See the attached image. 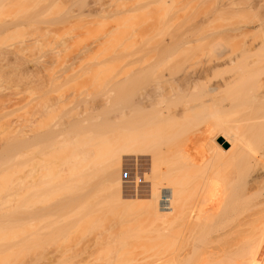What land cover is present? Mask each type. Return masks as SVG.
Listing matches in <instances>:
<instances>
[{
  "label": "rangeland",
  "instance_id": "obj_1",
  "mask_svg": "<svg viewBox=\"0 0 264 264\" xmlns=\"http://www.w3.org/2000/svg\"><path fill=\"white\" fill-rule=\"evenodd\" d=\"M147 1L148 2L150 1V2L147 3ZM174 1L175 0H165V1H162V3L160 1L161 4L158 1V4L157 3L154 4L155 2H157V0H155V2H152L151 0H0V155H1L0 168L3 169L0 171V215L3 214L2 213L4 212L3 209H9V208H12V209L14 208V210L12 211L16 212L20 210L24 211L25 208L28 207L30 209L35 210V212L36 211L41 212V211H48L53 208H59L63 206L62 208L63 213L59 212L57 215L51 214V215L40 216L38 218L37 217L29 218L23 223L16 222L9 226L6 225L4 228H0V264H56L55 253L66 251L70 246V243H71L70 241L72 237L69 238L68 236L65 235L66 234L65 233L64 235L67 238H69V240L68 239L66 240L65 239L66 237L64 236V238L62 237L63 239L60 240L61 242L56 241L55 240L56 239L55 238V228L60 227L59 222L61 221V219L58 220L60 217L63 218L64 216L63 218L64 223H65L64 220L68 218L66 217L69 214L68 208L71 209L70 207L71 203L69 200L73 199V197L72 198H69V197L71 195L73 196L74 193L78 194L73 186L70 189V186L73 184L72 183L73 181L71 180L73 179L75 175V173H73L75 172V169H74L75 167H73L74 165H72L70 161L75 163L76 160L75 161L73 160L76 154L75 151H77V148L75 146L73 147V144H72L73 142L71 144L74 149L71 147V145L69 146L68 144L70 143L69 141V142L60 143L56 147L52 146L51 147L52 149L51 148L46 149L45 151H43L42 150L43 148L40 146V148L36 147V148H31L26 151H23L25 152V154L22 156L21 155L15 156V153H14V154H11L10 157H7L5 150H6V147L8 146V143L12 142L11 139H15L19 137L20 136L19 134L22 133V132L21 133L17 132V134L15 135L16 131L19 130L20 132L22 131L21 129L25 130L24 128H27V130L25 131L29 132V130L32 129L30 133L31 135L33 133L35 135L37 133H42L45 130H48L49 128L51 129L52 127L54 128L58 127L62 123L66 124L71 119L74 120L76 118L77 120V117L79 116L81 117L78 118V120L83 119L85 117L91 118L92 120L90 122L93 121L92 122L93 124L97 123V126L99 127L101 125V124L100 125L98 124L99 122L107 123L108 122L107 120L111 122L116 121L117 117L120 119L121 110L119 109L124 108V106H125L124 108L125 110L123 109L122 112L125 111L127 118L130 114L133 117V114L134 115L136 114L134 113L136 109H137L136 112L139 114L138 115L136 114L135 116L142 117L144 115H140L141 114L140 111H142L140 109H143L145 111V109L147 108L146 105L144 104L146 103L145 102L146 98L149 97L150 99H152V102L156 101L155 104L158 105L157 101L159 102V100L157 99L161 98V96H166L168 94V96H166L165 98V100H167V103H168L170 99H171V102L173 101L172 98H169L170 94L174 92V96H176L177 93L179 92L178 93L179 96H176L178 97L176 98V101H178L177 99L179 98H182V101L186 99L185 102L183 101L185 106L182 104L180 107H177L176 109V107H174L176 104L175 105L173 104L174 106H173L172 111H175L176 113L179 114V118H180L179 122L176 121L175 119H169L168 121H166V123H164L165 121L161 122V120H164V119H161V120L157 119L158 120L157 123L155 122V124H157L156 126L155 124H153V126L151 125L146 128L140 127L139 129H136L138 131L137 132L138 135L136 131L133 132L132 135H130V136L134 135L133 138L136 136L139 139L140 137L139 141L140 143L142 142L141 144L143 145L141 144H138V145L143 146V147L145 146V147L144 148L142 147V149L141 147H136V148L137 149L140 148L141 150L144 149L145 151H147L146 156L145 157L140 156L139 159H138V156H137V159L136 157H124V162L128 160L126 162L127 165L125 163L124 165H126L125 169H127V172L125 173L127 175L129 174L128 176L131 178L129 180L127 179V181H129L130 183L129 186L134 185V182H135L134 177H136L137 175L139 178L138 185L140 187H148L150 185V183L153 181V177L155 176L154 171H156V168H159L162 165L160 169L162 167H163L162 169H164L165 162L167 161L166 155L169 156L168 154H171L172 152L176 151L178 147L180 146V144L183 145L185 143L184 146L187 147L190 153H192L194 156L199 155V157L201 156L203 157V159L206 158L205 160H207V158L211 156L212 154V152L206 146L207 144L206 142H208V140L206 141V138L208 136L211 139H215L214 145L221 146L224 149H230V145L227 143L228 148H226V142H224L223 136L226 137L228 134L234 132L235 130L237 131L240 129V132L242 130L244 135L248 139L253 137L252 135L254 134L253 133L254 131L251 132V128H250L251 127L250 125L252 124V122H249L247 124H245L244 122L245 116L249 114V112L251 111L248 106H245L244 101L239 102V100L237 101L236 99H233L232 101V99H228L226 97H222L221 95H219L214 100V102L211 103L210 101L213 100L212 95L214 94H211V95L205 94V93H208L205 90L211 89L210 87H215L217 84L220 85L219 82H221L222 84L223 83L222 81H225L226 79L233 80L235 77L237 78L240 77L235 74V73H238L237 70H235L234 72L233 69L231 71H228L229 69L227 70L225 68H224L225 70H222L221 72L218 71L215 76L209 75L210 77H208L205 73L203 72L201 73V71H203L201 68L202 64L205 62L209 63L210 61L209 58H213L216 55L218 56L216 49H213L214 51L212 50L213 53L209 51L210 54L212 55L208 56L207 53L209 52H207V50H209L210 48L207 49V47H209L207 43H202V45H198L197 43V42H200L201 44V41L205 42L204 40L212 38L213 36L209 38L211 33H208V34L206 32L203 33L205 36L207 35L206 38L205 36H203L205 39L201 37V35L200 36L198 35L199 39H202L199 41H197L198 38H196V40L194 39L195 37H197V34H195L196 35L195 37H193L194 36L193 35L192 36L193 38L191 37V35H189L188 37L189 42H191V44L193 45V39H194V44L197 43V45L191 46L190 54H188L190 50L188 51V53L186 51L188 49V48L186 49V47L188 46H186L185 48L181 50L178 49L180 50V52H178V50H174L177 52H174L175 54L173 53V55H175L173 59L171 58V56L169 55L170 53H169L168 55L170 56L171 60L170 59L168 60V57L167 58L165 57L168 61L163 60L166 62H163V61H162L163 63L160 62L162 64H159V63L157 64L158 61H156L155 66L153 67L154 64L152 65L153 68H151V71L152 73H154V76H152V74H148L149 76L146 75L147 77L145 78L144 77L139 78V75L141 73L140 74L138 73L139 74L138 76H133L134 72L137 75V69L131 70L132 68L134 69V67L132 66L131 68L130 66L131 69L129 68V72H130V75L132 74L131 79L132 81L135 82L134 83L135 87L133 86L134 87L133 89L132 85L130 84L131 85L130 89L132 88L133 91H131L130 93L128 92L129 96L124 104L118 101L120 99L119 97H117L118 93L117 94L115 93L117 92L115 91V87L118 86L120 78L123 77V75L122 76L120 75L122 74V70H123L122 68L123 59L122 58L126 56L127 53H129L130 55L131 54L133 55L132 52L136 47L132 48V45H134V43L136 44L135 41L138 40L137 43L139 44L141 42V41L139 42L140 39L142 40L143 39L144 40L145 39H149V40L157 39L159 41L160 40L165 41L170 37L168 39L170 40L172 38L171 36L172 35L174 36V32L175 34L176 32H178L179 34L180 32L179 28L183 29L184 25L186 26L190 25L188 23L189 19L190 21L191 20L193 21L192 24L193 23H195L196 25H198V23L201 24L203 21H207L209 19L208 17H211L212 15L214 16L212 12L215 11L214 9L219 6V5L215 6L214 3L216 1L213 3L212 2L213 0H210V1L205 0L206 4H204L203 2L202 3L203 5L201 4L203 0H201L199 5L196 4L197 3L196 1L198 0L196 1L194 0L195 2L193 3L191 1V3L195 5L193 6V9H191L192 15L190 17L192 18H190L188 17L190 15L188 7L190 6L189 8H191V5L189 3L187 7L188 0H176L175 3ZM258 2L261 4V6L259 5L260 7L257 5ZM255 3H254L255 6L252 3L253 8L255 7V9L253 10H256L257 9L256 7L258 6V8L262 12L256 11V13H258L259 16L258 15L256 16V14H254V16L257 18L260 16L263 17L264 16V0L262 1V3L259 0L257 2L255 0ZM147 4H150V5H147ZM185 6L187 9L185 8ZM102 9H107L106 13L108 15L106 13L103 14L104 11L102 12ZM74 11H75L74 14L77 13L76 14L77 16L76 15L72 16L71 14L72 18L69 17L70 13ZM100 12L102 13V15ZM187 17H188V20H187ZM205 17L208 19L203 20ZM262 17H260V19H262ZM216 19H219V21L223 19V21L221 22V25L222 23H224V17L221 18V20L220 18H216ZM227 19L229 20V18ZM239 19L242 20V18L238 17V20ZM244 19L250 22H253V21L257 22L258 20L257 23H259V19L256 20V18L253 19V17H252L253 20L252 19L249 20L248 17H244ZM238 20L233 19L232 21H235L237 23ZM215 21L216 20H214V22ZM226 21L227 20H225V23ZM214 22H212L210 25L215 24ZM14 23H21V24L18 25L17 27H9L8 29L4 30V27L10 24H14ZM219 23L216 24L218 31L219 30L224 31L223 28L227 29V27L228 28L232 27L230 25L227 26L226 24H224L221 27ZM228 23L230 24L231 22L227 21V24ZM234 23H232V25ZM255 25H258V24L256 23L251 24V26H255ZM213 27H215V25H213L211 28ZM186 28L187 27H185V29ZM207 29H208V26H207ZM214 30L212 29L209 31L212 32ZM178 34H176L175 36L177 37ZM182 34L183 33L180 32V35L178 37L180 38ZM223 38L222 39L224 41L228 39V38L225 39L224 36ZM144 40L142 42H144ZM238 41L232 40V42L230 41V43L227 42L228 44L225 41L223 43L225 45H220V46H224V48L222 47L221 49L222 54L219 51L220 47L218 48L219 49L218 53L222 55V58L225 57V59H222L221 55L215 58L216 59L220 58L221 60L226 61V57H228V58H231L232 60V58L234 57H239V56L241 57V55H244L246 53L244 50L253 51V49L257 45L261 44L262 41L264 42V33L262 32L261 33L254 32V34L251 33L249 36L245 38L244 40L245 43H241L243 42V39L238 40ZM210 42L211 40H209V43ZM139 46L140 45H138L137 47ZM245 47H250L252 50L248 48L246 49ZM182 50H184L185 52ZM5 52H6V55H5L6 57L3 56ZM183 52L185 54H188L186 55L187 61L188 59H190L192 55L193 56L191 59H193V57L195 56L194 54H196V56L198 55L197 58H195L196 56L194 57L195 60H192V62L194 61V63H196L195 61L197 60L199 62L198 68L195 67L197 71L193 67L194 63L193 65L190 63L191 59H190V62L188 61V64L190 63L189 65H191L192 69L188 68L189 66L187 67V69H185V67L187 66V64H185L186 62H183L184 64L180 62L182 61V59L185 58L184 57L185 55L183 54ZM205 52L207 53L205 54ZM134 53H137V52H134ZM215 53L216 55H213ZM155 54L154 55L153 53L151 54L154 56L153 58L157 56ZM160 58L163 59V57H160ZM215 58L214 60H216ZM157 59L158 58H155V60ZM212 61L213 59L210 61V63ZM153 63H155V61H153ZM205 64H203V66H205ZM181 65H184V66H181ZM209 65L210 64L206 66L208 67ZM196 66H197V63H196ZM263 66L262 68L261 67L256 68V72L258 73V75L261 74L260 77H257V75L255 76L257 78H260L258 79L259 81L258 86L260 84L261 87L260 88L258 87V88L261 91V93L264 95V70H263L264 67ZM149 67H151V65ZM200 68L201 70L200 72H198ZM148 69L147 71H150V68ZM193 69L196 71L194 72L197 73L196 75L194 74V77L192 76L194 73L192 71ZM254 70H255L254 68L253 70L252 69L250 70L251 71L250 74L252 77H253L252 72L254 74ZM191 72H192V75L190 74ZM243 72L244 71L240 72V74L241 76L244 77L245 74L242 75ZM143 73L144 72H142V74ZM164 74L168 77L171 76L172 74L171 77L175 78V79L173 78L174 84H172V86H170L171 83H169L168 85H164V87L165 86L166 87L162 88L160 91L158 88H156V86H158L157 82H160V77L162 76L165 77ZM199 74L200 75L202 74L201 77L199 76ZM150 75L152 77H156L159 80L157 82L154 81L156 78L152 80V77ZM197 75L199 76V78L197 77ZM135 77L138 78L137 80L139 81L136 82ZM249 77L248 78L246 77L247 79L242 78V80H245V79L249 80ZM133 78H135V80H133ZM254 79L256 78L254 77ZM153 81L155 84L157 83L156 86L154 85ZM187 86L189 87L190 90L188 89ZM190 86L193 87V90L195 88V91H193L192 87L190 88ZM168 87L169 89L167 90L166 88ZM184 87L185 88L187 87L186 89H184L186 91L182 89ZM204 87L208 89L206 88L204 89ZM155 88L158 90H156ZM111 90L113 91V93L110 98V101H114V102L107 103L105 99V96H106L105 93H108ZM182 90L186 93L188 92L189 96L186 94H184L185 95L184 96L182 94L184 93ZM169 92L171 93L169 94ZM174 96L171 95V97H174ZM186 96L189 97V98L187 97L188 100ZM168 98H169V101H168ZM173 99H175V97ZM208 99L209 100L211 99V100L208 101ZM95 101L97 104L95 103ZM139 101L140 102L144 101V103H141V105L144 104L145 106H140ZM186 101H188V103ZM205 101L210 102V104L209 103L205 104ZM104 102H105L106 107H103L105 106ZM85 103H90L91 106L95 104L93 105L95 107L92 108L93 106L92 107L88 106V104H85ZM101 103H103V105ZM114 103H116L117 105H115ZM248 103L250 102L248 101L247 104ZM98 104L99 106H102V107L100 108L99 106H97ZM127 104H132V105L127 106ZM178 105H180V103ZM133 106L135 108H133ZM85 107L88 109H85ZM107 107H109L108 110L110 109L109 111H107L109 114H107V112L106 114L102 112L104 109L106 111ZM98 108L100 111L101 110L102 111L99 112ZM92 109L94 113H91L93 112L91 111ZM94 109H96L97 112L100 113L99 115H102V116L104 115L103 117L106 116L105 118L107 120H104L105 118H103L102 116H99L98 114H95L96 110ZM87 110H89L88 113L90 112V114L87 113ZM130 110L134 112L132 113ZM75 111L79 113V115ZM111 111H113V113H111ZM127 111L130 112L129 115ZM152 112H155V110H153ZM82 113H83V116L80 115ZM148 113H150V111ZM84 114H86V116ZM93 114L98 118L102 117L101 120L99 119L100 120L99 121L96 118L97 121L99 122H94L95 116L93 118L90 117V116H93ZM143 114L145 113L143 112ZM72 115L73 116L77 115V116L74 118H71ZM126 117H124V119H126ZM132 117H130L129 119H131ZM151 118H148L147 122L149 121V123L151 122L154 123L155 119L152 118V120L150 121ZM111 119H115V120H111ZM143 119H144V122H146L145 119H147V116L146 118L143 117ZM159 121L162 124L158 123ZM107 124H109V122ZM191 124H197L199 126L198 129L196 127H193ZM189 125L190 127L188 128L187 126ZM197 125H194V126H197ZM245 125H247L246 128L248 129L245 128ZM191 128L194 129V130L192 129L193 132L192 130H190ZM110 134H111V137L113 136L114 140L109 136ZM115 134L109 133L108 137L112 140L111 141L112 143L115 144L118 142V140H119L118 143H120V141L123 139L121 137L122 134L119 135L120 134L119 132H117V135ZM147 135L150 137L147 138ZM74 136L76 137L80 136V138L78 139H81V135H74ZM84 136L82 135L81 142L86 137ZM125 136L126 138L129 137L128 135H125ZM88 138L86 137L85 139L87 140ZM110 139H108L109 142H110ZM71 140L74 141L73 139ZM86 140L83 142L87 143L88 141ZM144 141L146 145L144 144ZM102 144L100 142L102 149L101 148L99 149V156L101 157V154H102V157L104 158L108 147L107 145L105 146L103 144L104 145L103 146ZM119 145L120 144H118L117 146L119 147ZM113 146L117 148V146L112 145V147ZM103 147L105 148L103 149ZM155 149L157 152L156 155L160 158V159L158 158L157 160L159 162L157 161L156 162L158 164L161 162L162 164H160L159 166L158 164H156L157 167L155 166L154 168L152 166L153 163L151 162L152 161L151 159H153L154 156L156 157V155H154ZM72 151L75 154L72 153ZM151 151H153L152 152L153 154L150 155L149 152ZM102 152L105 153L104 156ZM72 155L74 157H72ZM204 155L207 157L204 158ZM100 160L99 162L101 164H98L99 163L98 161H96L98 163L96 162H93V163L96 164V167L98 168L101 165L104 168V162H101L102 160L101 161ZM230 160L232 159L230 158L227 160L225 159V161L224 159L223 161L217 160L218 161L217 163H215L216 162L215 160L213 161L214 163H212V167L214 166L213 172L215 171V173H213L215 175L212 176V178L215 177L213 178L215 179L214 182H216L218 185H221L219 187H221L220 190L222 192L226 193L225 197L227 198L231 196L233 198V196H236L235 194L238 193L237 195L240 198L242 195L239 193L250 191V189L252 190V188L254 187L253 189H255L254 192L256 194L255 197H257V199L255 198L257 201L255 200V202L263 201L264 200V181L257 183V177L262 167L257 166V167L250 168L249 165L248 166L246 165L247 164L246 162L244 166L243 163H242L243 165L241 163L240 165L238 163L236 164L235 161H234L235 163L233 161L232 163ZM83 163L85 167L84 174L85 173L88 174V172H90L89 175L91 174V176L88 175V178L86 177L87 175L85 176L86 178L83 177L82 178L83 181H81V183L83 184L81 185L82 188L83 186L87 187V189L85 188L87 192L90 186H93V188H95L97 187L96 186L97 184H99L98 186L102 184L100 182L101 181L103 182V180H100L99 182V178L102 179L103 176L105 177V174H104L105 172L100 170L101 168L100 167L99 168L100 172L99 171L97 172L99 175L97 173L95 174L93 173L94 175L92 176L91 171L93 172V169H94L96 172L97 170L96 168H94V164L93 165L89 164L88 166L89 162L85 163L84 161ZM69 165L72 166V168ZM83 165L81 164L82 167L80 168L83 169ZM83 171H80V172H83ZM152 173H153V176H152ZM84 178L87 183L84 182L85 181ZM95 179L98 180V182ZM132 179H134V181ZM92 180L97 183H93ZM47 186H53V189L45 193H40L41 190L43 188H46ZM102 187L104 186L101 185V187L99 188V191H101L100 194H97L99 193V191H96V189H98L97 187L95 188V191L97 193L93 191L94 193H96L95 196H92V198H90L89 196L84 198V199L90 198L91 201L90 200L87 201L88 204L92 203V201L93 203H95L97 200H99V202L104 201L102 200V198L104 197V194H105L104 190L106 191L107 188L103 190ZM93 192L92 194H94ZM102 192H104V194H102ZM108 192L109 191L107 190V195L105 194V197L103 199H106V197H109L110 200L107 202L108 200L107 199L103 203L101 202V204H103L102 207L99 202L98 203L96 202L95 204L92 203L93 206L95 205L97 206V204H99L100 207L98 208L101 209L104 207V210H106L105 209L106 206H109L107 207V211H108L106 212L107 215L105 214V211L102 212L103 209H101V211H99L100 212L99 215L101 216L98 215L99 221H94L96 222V224L94 225V223H92V226H90V228H89L90 224H88L87 227L85 226L86 228H88L86 230L82 228L83 232L81 231L80 234L82 233L83 235H81L80 237L90 235L88 233H91V232H92L91 234L93 235L95 232L97 233V235L99 234L106 235L108 234L107 230L110 228V225H113V223L117 221L115 219H118L120 217L118 216V214L120 213L121 210L116 212L117 211L116 206L119 210L118 205H116L118 204V202L115 201L116 199L108 196L110 195V193ZM112 199L114 202L112 201ZM258 199L260 201H258ZM68 203L69 205H67ZM109 209L112 211H110ZM115 214L118 217H116ZM70 215L71 214H69L68 216ZM108 216L111 218L108 219ZM112 217H115V218H112ZM69 219L70 218H68L67 220L68 222H69ZM57 220L59 221L58 222L59 224L56 222ZM63 222L61 221L62 226H63ZM101 222L102 224H100ZM140 222L138 225H140ZM136 225H134L131 228L128 227L126 229L121 230L119 232L120 238L122 239L124 238V240L128 241L127 237L135 234V232H133V229L137 228ZM91 228H95V229H91ZM97 228H98V231H97ZM65 229L61 232L62 236H63L62 233L66 231ZM74 240L72 238V243H71L72 247L74 246L72 244L75 243ZM152 240L150 241L147 240L145 242L146 244H148L147 242H151ZM156 240H157L156 242L152 241L153 243L151 242L147 246H145L146 244L143 245L144 243L141 244L143 245V247L145 246L144 248L140 246V243L139 245H137V243L136 244L134 243L137 246H133V243L132 244L125 243L124 245H119L118 251L122 250L119 252L120 254L118 253L116 254L113 250H112L113 252L110 253V255L115 253L113 255L115 257V260H114L115 263L113 261L112 263L119 264L120 262V264H149L151 262H154L156 259H157L156 261L160 260V258L164 256L163 254H167L165 253L166 252L165 250L167 249V247H166V244L163 243L164 239H162V241L160 242L158 241V239ZM142 251L143 252L145 251L146 253L145 252L143 253ZM160 251H163V253H161ZM108 253H109L108 250H106L102 252V255L107 254L108 256L109 255ZM146 254L149 256H147ZM100 255L101 254H99V256ZM105 255L102 256L101 260H104V257L106 260L109 258V256L107 258ZM116 255L118 256L116 257ZM142 257L145 259V261H142L143 260ZM119 258L120 260L116 261V259L118 260ZM124 260H127V261H124ZM101 262L99 264H101ZM104 262L106 263L105 260Z\"/></svg>",
  "mask_w": 264,
  "mask_h": 264
},
{
  "label": "bare ground",
  "instance_id": "obj_2",
  "mask_svg": "<svg viewBox=\"0 0 264 264\" xmlns=\"http://www.w3.org/2000/svg\"><path fill=\"white\" fill-rule=\"evenodd\" d=\"M151 1L155 2V0L154 1L151 0ZM158 1H159V3L161 1V3H162V1H165V0H157V2H155L154 4H156V3L158 4ZM175 1H174V3H175ZM191 1L193 3L196 0L195 1L194 0H188V2H187V7H188L189 3L191 5V8H189L190 6L188 7V10L190 12V15L188 17H190L192 15L191 9H193V6L195 5V4H192ZM257 1L258 0H256V2ZM259 1L262 3L263 0L262 1L259 0ZM149 2L147 1V3H149ZM196 2H197L196 4L199 5L201 0L200 1L198 0ZM203 2H204V4H206L205 0H203L201 2V4ZM212 2L213 3L215 2L214 3L215 6L219 5L217 8L214 9L215 11L212 12L214 14V16L213 15H212L213 17L211 15H210L211 17L207 16L209 19L205 17L203 20H207V19L208 20L203 21L201 24L198 23V25H196L195 23H193L194 24L193 25L192 24L193 21L192 20L190 21V19L188 20V17H187L188 23L190 25L189 26L184 25V28L182 26L183 29L179 28V31L181 33H183L180 38L178 37L180 35V32H179V34H178V32H176V34H178V36H177L178 38L175 36L176 34L174 32V36L173 35L171 36L173 39L171 38L170 40H168L170 38L169 37L167 39L168 41L167 40H165V41L160 40L159 41L157 39H154V40L153 39H150V40L149 39H145V40L143 39L144 42H142L143 40L140 39L139 42L140 41L141 42L139 44L137 43L138 40L135 41L136 44L133 42L135 46L132 45V48L136 47L132 52L133 55L131 54L132 55L131 56L129 53H127L126 56H124V57L121 56V57H123L122 58L123 59L122 60V66L123 67L121 66L123 68V70H122V74H120V75L121 76L123 75V77H121L122 79L120 78L121 81L119 80L118 86L116 85L118 88L115 87V91H117L115 93L116 94L118 93L117 97H119V99H120L118 101H120L121 103L124 104L125 101L127 100L128 96H129L128 92L130 93L131 91H133V89L135 87L134 86L135 82L132 81V79H131L132 74L130 75V72H129L130 66H131V68H132V66L134 67V69L130 68L131 70L137 69V75L134 72L133 76H138L140 73L141 74L139 75V78H142V77L145 78V77H147L146 75H148V74H152V76H154V73H152L151 68H153L155 66L156 61H158L157 64L158 63L162 64L163 62H166L163 60H167L166 59L167 57H168V60L170 59V56L173 59V57L175 56V55H173V53L177 52L174 50H178V49L181 50V49L185 48L186 46H188V47H186V49L187 48L188 49L187 50L184 49V50H186L187 53L190 50L188 53V54H190L191 46H193V45L195 46V45H197V43H198V45H202V43H207V45L209 46V47H207V49L210 48L209 50H207V52L211 51L213 53V51H214L213 49H216L217 54L219 56L222 54V51H221L222 47L224 48V46H220V45H225V44H223L225 41H226V43L227 42L230 43V41L232 42V40L238 41V40L243 39V42H241V43H245V41H244L245 38L247 36H249L251 33L252 34H254V32L255 33H257V32L264 33L263 32L264 31V19H263L264 16L263 17L260 16V17H262L263 21H262V19H260V17L257 18L254 16V14H256V16L258 15V13H256V11H261L258 8L259 5L261 6V4L259 2L257 3L258 6L256 7L259 10H257V9L253 10V9H255V7L253 8L252 3L254 4L255 0H253V2H252V0H213ZM255 4H254V6H255ZM147 5H150V4H147ZM185 8H186V6H185ZM252 10L255 12H253ZM103 11H104L103 14H105L107 12V9H102V12ZM261 12H259V13H261ZM74 13H75V11L70 13L69 17L72 18V16L77 14V13L76 14H74ZM248 13H250V14H248ZM71 14H72V16H71ZM101 15H102V13H101ZM245 15H247V16H245ZM223 17H224V23H222V25H221V22L223 21V19L221 20V18H223ZM238 17L242 18V20H244V21H242L241 19L238 20ZM244 17H248L249 20L252 19V17H253V19L256 18V20L259 19V23H257L258 20H257V22L256 21L250 22V21L244 19ZM190 18H192V17H190ZM216 18H220L221 21H219V19H216ZM227 18H229V20ZM233 19H235V20L237 19L239 24H238V22L236 23L235 21H232ZM214 20H216V21L214 22ZM225 20H227L228 22H231V23L227 24V21L225 23ZM212 22H214L215 24L210 25ZM217 23H219L221 25V27L224 24H226L227 26L230 25L232 27L231 28L227 27V29L223 28L224 31H222V30L218 31L217 27H216ZM232 23H234V24L232 25ZM252 23H254V24L256 23L258 25L251 26ZM20 24L21 23H14V24L7 25L6 27H4V30L8 29L9 27H17ZM213 25H215L216 28L215 27L211 28ZM207 26H208V29H207ZM185 27H187V28L185 29ZM184 29H185V31H184ZM212 29L213 30L215 29V30L212 32L209 31ZM205 32L207 34L211 33L209 38L212 36L213 37L210 39L204 40L205 42L201 41V44H200V42H197L199 40H202V39H199V36L200 35H201V37L205 36L203 34ZM195 34H197V37H195L196 36ZM189 35H191V37L194 35L193 37H195L194 38L195 40H196V38H198L196 41L197 43L194 44V39H193V45H192L191 42H189V40H188ZM223 36L225 37V39L226 38H228V39H226L224 41ZM174 37H175V39H174ZM206 37H207V35L205 36V38ZM214 37H216V38H214ZM209 40H211L210 43H209ZM138 45H140V46L137 47ZM193 48H195V47H193ZM245 48L252 50L250 47H245ZM180 50H178V52H180ZM184 50H182V51H184ZM218 50L220 51L221 54L218 53L219 52ZM244 51L246 53L244 55H241V57L240 56L234 57V58H232V60H231V58L226 57V61L221 60L220 58L216 59L218 56L216 55V53L213 54L216 56H214L213 58H209L210 61L213 59V61L211 62L212 64L210 63V61H209V63L205 62L206 64L203 63V64H205V66H203V64H202L201 68L203 71H201V73L203 72L208 77H210L209 75L215 76L218 71L221 72L222 70H225V69H227V70L229 69L228 71H231L233 69L234 72H235V70L238 71L239 74L238 73H235V74L240 76L239 77L240 79L237 77H235V78L233 77L234 78L233 80L232 79H229V80L226 79L227 81L226 80L222 81L223 82L222 84H221V82H219L220 85L217 84L215 87L209 86L211 89L206 88L208 86L207 85L206 87H204V89L205 88L208 89V90H205L208 93H205V94L206 95L207 94L208 95L214 94V95H212L213 96L212 101H210L211 99L210 100L208 99V101H210L211 103H213L214 100L219 95H221L222 97H226L228 99H232V101H233V99H236L237 101L239 100V102L244 101L245 106H248L251 110L249 112V114H247L245 116L244 122H245V124L252 122V124L250 125L251 126L250 128H251V132L254 131L253 132L254 134L252 135L254 138L252 137V138L248 139V138H246V136L244 135L242 130H241V132L243 134L240 132V129L237 131L235 130L234 132L228 134L226 137L223 136L224 142H226V144L228 143L230 145V149H224L221 146L214 145L215 139H211L206 132V134L208 136L207 138L205 137L206 141L208 140V142H206L207 143L206 146L212 152L211 156H209L210 158L208 157L210 159V161L208 158H207V160H205L206 159L205 157H207V156H205L206 154L204 155L205 159H203V157H201V156L199 157V155L194 156L192 153H190L188 151L187 147L184 146L185 143L184 144L182 143L183 145L180 144V146L178 147V149L176 151L172 152L171 154H168L169 156L166 155V157H167L166 162L167 163L165 162V166H164L165 168L162 169L163 168L162 167L160 169V167L162 165L159 168H156L157 172L154 171L155 176L153 177V181L151 180L152 182L150 183V185L148 187H140L138 185V183H139L138 179L139 178L136 174H135L136 177H134L135 182H134L133 186H129L130 183H129V181H127V179L129 180L131 178L128 176L129 174L127 175L125 173V172H127V169H125V166L127 165L126 162L128 160L126 162H124V157H136V159H137V156H138V159H139L140 156L145 157L147 154L146 153L147 151H145L144 149L141 150L143 146L138 145V144L142 143V142L140 143V141H139L140 137L138 139L136 136L133 138L134 135L133 136H130V135H132L133 132H135V131L137 133L138 131L136 129H139L140 127L146 128V127H149L151 125L153 126V124H155V122L157 123V121H158L157 119H160V120L164 119V120H161V122L165 121L164 123H166V121H168L169 119H175L176 121L179 122L180 121L179 114L176 113L175 111H172L173 106L175 104L176 105L174 107H176V109H177V107H180L182 104L184 105L183 101L185 102V100H186L185 99L182 101V98H179V99H177L178 101H176V98H178L176 96H179L178 95L179 92L177 93L176 96H174V92L172 94H170L171 92H169V94H170L169 98H172L174 103H173V101L171 102V99L169 101V98H168L169 102L167 103V100H165L166 96H168L167 93H165V94H167L166 96L160 95L161 98L157 99V100H159V102L157 101L158 105L155 104L156 101L152 102V99H150L149 97L146 98V100H145L146 103H144V101L143 102L139 101L140 106L146 105L147 108L146 107H145L146 109L144 108L145 111L146 110L148 112L150 111V113H148L147 111L145 112L143 109H140V110H142V111L139 110L141 113L140 115H144L142 117L141 116L140 117L135 116L136 114L137 115L139 114L136 112L137 111V109H136L135 112L133 111L134 113H136L135 115L133 114V117L131 116L130 112L127 111L128 115L130 114L129 116L132 117L131 119H129L130 117L129 116H128V118L126 117L127 115H126L125 111L122 112V110L125 108V106H124V108H121V109H119L120 108L119 107L118 109L121 110V115H120V119L118 117L116 119L117 122L119 120L118 123L116 121L111 122V121L107 120L105 118L106 116L103 117L104 115L103 116L99 115L100 113H98L97 110L94 109V110H96L95 114H98L99 116H102L103 118H105L104 120H107L109 122V124H107L108 123L107 121H106L107 123L99 122L102 117L98 118L94 114H93V116H90V117L93 118L95 116L94 122H99L98 124L99 125L101 124L99 127L97 126V123L93 124L92 123L93 121L90 122L92 120L91 118L85 117L83 119L78 120V118L81 117V116H79V117H77V120L75 118L74 119L75 121H74L71 118H74L77 115L76 116L72 115L70 118L71 120L68 119L69 120L68 122L71 121L70 123H68V122L66 124L62 123L58 127H55V128L52 127L51 129L49 128L48 130H45L42 133H37L35 135L33 133L31 135V133H30L32 130L31 128H29V129H31V130H29V132L25 131V130H27V128H24L25 130L21 129L22 131H20V132H19V130L15 132V135L17 134V132L18 133L22 132V133L19 134L20 135L19 137L15 138V139H11L12 142L8 143V146L6 147V150H5L7 157H10L11 154H14V153H15V156H17V155L22 156L25 154V152H23V151H26V150L31 149V148H36V147L40 148V146L43 148L42 150L45 151L46 149H50L52 146L56 147L60 143L69 142V141H70V143H68L69 146L71 145V147H72V144H73V147L75 146L77 148V151H75L76 154L72 151V153L75 154V157L73 156L74 154L72 155V157H74L73 161L76 160L75 163L70 161L71 164L74 165L73 167H75L74 168L75 172H73V173H75V175H74L73 179L71 180V181H73L72 182L73 184L70 186V189L73 186L78 194L74 193L73 196L71 195L69 197V198L73 197L72 200L71 199L69 200L71 203L70 204L71 209L68 208L69 209L68 212L71 215L68 216L69 214L67 213L68 215L66 216V217L70 218L69 222L67 221L68 218L67 219L65 218L66 220H64L65 221V223H64L63 222L64 216H63V218L60 217L58 220L61 219L64 227L62 226L61 221L59 222L57 220L56 222L60 223V224L58 223L60 227L55 228V238H56L55 240L56 241L61 242L60 240L63 239L64 236L66 235L69 238L72 237L73 240L75 238V240H74L75 243L72 244V245H74L72 247L71 246L72 238H71V241H70L71 243L69 246V248H71V249L68 248L66 251H63L60 253H55L56 264H66V263L67 264L68 263H70V264H99L101 261H103V262H101V264H111L112 261L114 262V260H115V257L113 255L115 253L120 254L119 252L122 251V250L118 251L119 245H124L125 243H131V244L133 243V246H137L140 243V246L143 247V245L146 244L145 241H147V240L150 241L152 239H153L152 240L153 242H156L157 241L156 239H158L159 242L162 241V239H164L163 243L166 244L167 249L165 250L166 251L165 253H167V254H163L164 256L165 255L166 256L161 257L162 259L160 258V260H158V261H156L157 260L156 259L154 262H151L149 264H264V200L261 202H255L257 197H255L256 194L254 192L255 189H253L254 187L252 188V190L250 189V191H247V192L245 191V192L239 193L242 195L240 198L237 195L238 193L235 194L236 196H233V198L231 196L226 198L225 197L226 193H224L220 190L221 187H219V186H221V185H218L216 182H214L215 179H213V178H215V177L212 178V176L215 175V174H213V173H215V171L213 172L214 166L212 167V163H214L213 161L216 160L215 163H217L218 162L217 160L223 161V159H224V161H225V159L227 160L230 158V159H232V160H230L231 162L235 161L236 164L237 163L238 164L243 163L244 166L247 163L246 165L247 166L249 165L250 168L261 166L262 168L259 171V175L257 177V183L264 181V95L259 90L261 85L259 84V86H258V82H259L258 79H260V78H257V77H260L261 74L258 75V73L256 72V68H259V67L262 68V66L264 65V42L262 41L261 44L257 45L253 49V51H249V50H244ZM134 52H137V53H134ZM171 52H172V54H171ZM184 52H183V54L185 55L184 56L185 58L182 57L184 59H182V61H180V62L182 64H184L183 62H186L185 64H187V66L185 67V69H187L188 66H189L188 68L192 69L191 65H189V64L191 63L193 65L194 61L192 62V60H195L194 57L196 56V54H194L195 56L193 57V59H191L193 55L190 57L191 62H190V59L187 58L188 61L190 62L188 64V61L186 60V57H187L186 55H188V54H185ZM207 52H205V54ZM152 53H153V55L156 53L155 55H157V56H155V58H158L157 60H155V58H153L154 56L151 55ZM2 54H3V52H2ZM2 54H1V56H2ZM205 54H203V55H205ZM5 55H6V52L4 53L3 56H5ZM207 55L211 56L212 54H210V52H209V53H207ZM149 57H150V59H149ZM160 57H163V59H161ZM197 57H198V55L195 58H197ZM214 58L216 60H214ZM221 58H222V55H221ZM222 59H225V57ZM234 59H236V60H234ZM152 60L155 61V63H153ZM159 60H161V61H159ZM160 62H162V63H160ZM195 62L197 63V66H196V63H194V65H195V66L193 65L194 69L198 68V63H199L198 60ZM208 64H210V65L207 67L206 65H208ZM150 65H151V67H149ZM152 65H153V67H152ZM181 66H184V65H181ZM181 66H180V68H181ZM135 67H137V68H135ZM148 68H150L151 72L147 71ZM201 68L198 70V72H200ZM253 68L255 70H254V74L252 72V75H253V77H252L250 74L251 73L250 70L251 69L253 70ZM183 69H184V67H183ZM194 69L192 70L193 72L195 71ZM219 69H221V70H219ZM196 71H197V69H196ZM239 71L240 72L244 71L242 73V75L245 74V76L247 78L249 76H251L252 78L249 77V80H246L247 78L245 76L244 77L241 76ZM246 71H248L250 75ZM142 72H144V73L142 74ZM195 72L193 73V75H192V72L190 74L194 77V74L195 75L197 74ZM142 75H144V76H142ZM201 75L199 74L200 77H201ZM255 75H257V77ZM160 76H158V77H160ZM164 76L165 77L162 76L163 78L160 77V82H157L159 79H157L156 77H152V80L155 78L157 79V80L155 79L154 81H156L158 83V84L156 83L158 86H156L154 81H153V83L156 86V88H158L160 91L162 88L166 87V86L164 87V85H168L169 83H171L170 86H172V84H174L173 83L174 77H171L172 74L169 77L166 76L165 74H164ZM199 76L197 75L198 78H199ZM254 77L256 79H254ZM135 78H133V80H135ZM242 78L243 79L246 78V79L242 80ZM137 79L138 78H136V82L139 81ZM235 79H237V80H235ZM140 81H141V79H140ZM130 84L132 85V88H133V89L131 88L132 90L130 89V86H131ZM169 87L166 89L168 90ZM191 87L192 86H190V88ZM186 88L184 87L182 89L184 90ZM158 89H156V90H158ZM188 89H189V87H188ZM112 90L109 91L108 93H105L106 96L104 95L107 103L108 102H114V101H110V98H111L112 93H113ZM167 90H166V92H167ZM177 90H179V89H177ZM192 90H193V87H192ZM179 91H181V90H179ZM184 91H186V90H184ZM193 91H195V88ZM182 94L188 95L189 93L184 92ZM171 95H173L175 97V99H173L174 97H171ZM190 95H191V93H190ZM188 96H186V98ZM188 98H187V100H188ZM121 99H123V100H121ZM183 99H184V97H183ZM175 101H176V103H175ZM208 101H205V104L206 103L210 104V102H208ZM246 101L247 102L249 101L250 103L247 104ZM88 102H90V101H88ZM177 102H179L180 105H178L179 103H177ZM186 102L188 103V101H186ZM95 103H96V101H95ZM141 103H144L145 105L144 104L141 105ZM187 103H185V104H187ZM85 104H88V106H91L90 103H85ZM85 104H83V105H85ZM91 104H93V103H91ZM101 104L103 105V103H101ZM114 104L117 105L116 103H114ZM93 105H95V104H93ZM104 105H105V102H104ZM128 105L130 106L132 104H127V106ZM97 106H99V104ZM86 107H87V105H86ZM86 107H85V109H88ZM94 107L95 106H93L92 108H94ZM99 107L101 108L102 106H99ZM103 107H106V105ZM135 107H136V105H135ZM135 107L133 106V108H135ZM108 108L109 107L106 108L107 109L106 111L104 108H103L104 110L103 111L101 110V111L106 114V112L110 110V109L108 110ZM150 109H152V110H150ZM98 110H99V108H98ZM117 110H116V112H117ZM153 110H155V112H152ZM88 111L89 110H87V113H88ZM91 111H93V109ZM101 111L99 110V112H101ZM78 112H79V110H78ZM118 112H120V111H118ZM143 112L146 115L143 114ZM91 113H94V111ZM103 113H101V114H103ZM111 113H113V111H111ZM77 114L79 115V113H77ZM88 114H90V112ZM107 114H109V113L107 112ZM148 114L151 116H149ZM80 115L83 116V113ZM84 115L86 116V114H84ZM154 115H156V116H154ZM111 116H113V115H111ZM146 116H147V119H145L146 122H144L143 117L146 118ZM124 117H126V119H124ZM151 117L156 120V121L154 120V123H152V122L149 123V121L147 122L148 118H151ZM96 118L98 120L99 119L100 120L97 121ZM152 118L150 119V121L152 120ZM181 118H183V117H181ZM111 120H115V119H111ZM113 122H115V123H113ZM161 122L159 121L158 123L162 124ZM156 125L157 124H155V126ZM191 125L193 127H196L197 129L199 127L197 124H191ZM194 125H197V126H194ZM187 127L189 128L190 125ZM246 127H247V125H245V128ZM192 129L193 128H191L190 130H192ZM246 129H248V128H246ZM193 130H192V132H193ZM113 131H115L116 134ZM205 131H206V129H205ZM117 132L120 133L119 135L122 134L121 137L123 138L120 141V143H118L119 140H118V142L116 141L118 144H120L119 147L117 146L118 145L117 143H115V144L112 143L111 142L112 140L108 137L109 133L117 135ZM73 134L74 135H81V139H82V135L83 136L85 135L87 138L88 137L89 138L86 140L85 139L86 137L84 136L85 138L83 137L84 139L81 142V139H78V138H80V136L76 137ZM125 135H128L129 137L127 136L128 138H126ZM137 135H138V133H137ZM148 135H150V134H148ZM148 135H147V138L150 137ZM109 136L111 137V134ZM71 137H73V138H71ZM121 137H119V138H121ZM111 138L113 139V136ZM116 138H118V137H116ZM208 138H210V139H208ZM71 139H73L74 141H72ZM108 139H110V142ZM85 140L88 142L87 143L83 142ZM141 141H143V140H141ZM146 141H147V139H146ZM100 142H101V144L103 143L105 146L107 145V147H108L106 150V154L102 152L103 156L105 154L104 158L102 157V154H101V157L99 156V149L100 148L102 149ZM183 142H185V141H183ZM147 143H149V142H147ZM144 144H145V141H144ZM112 145L117 146V148H115L114 146L112 147ZM141 145H143V144H141ZM110 146H111V148H110ZM147 146H149V145H147ZM136 147H141V149L140 148L137 149ZM104 148L105 147H103V149ZM151 148H153V147H151ZM151 148H149V149H151ZM149 149H148V151H149ZM153 151L149 152L150 155L153 154L152 153ZM134 153L136 154V156ZM149 153H148V155H149ZM154 153H155L154 155L157 154L156 149H155ZM99 157L102 161L99 159ZM97 158H98V160H97ZM158 158L159 157L156 155V157L154 156V158L151 159L152 160L151 162L153 163L152 166L154 168H155V166L157 167L156 164H158L157 162H159V161H157ZM0 159H1V155H0ZM99 160L101 162H104V168L102 165L100 166L101 168L100 167L99 168H100V170L105 172L104 173L105 177L103 176L102 179L99 178V182H100V180H103V182L102 181L100 182V183H102V184H100V186H98L99 184L96 185L98 187V189H96V191H99V188L101 187V185L104 186V187H102L103 190L107 188L106 191L104 190V192L107 195V190H108L109 191L108 193H110V195H108V196L116 199L115 201L118 202V204H116V205H118L119 210L116 206V210H117L116 212L121 210L119 213L120 215L118 214V216H120V217L118 219H115L117 221L115 223H113V225H110V228L107 230L108 234L104 235V234L98 233L99 235H97V233L94 231L95 232L94 235L91 234L92 233L91 232V233H88L90 235L80 237L81 235H83L82 233L80 234L81 231L83 232L82 228H84V230H86V229H88V228H86L88 224H90L89 225V228H90V226H92V223H94V225L96 224V222H94V221H99L98 220L99 216H101V215H99V213H100L99 211H101V209H103L102 212L105 211L106 215H107L106 212H108L107 207H109V206H106V208H105L106 210H104V207L101 209L98 208V207H100L99 204H97V206L95 205L96 207L93 206V204H95L96 202L98 203L99 200H97L95 203H93V201H92L93 204L92 203L88 204V202H87L90 200V198H92V196H95V194L97 193L95 191V188H97V187L93 188V186H90L86 192L85 188L87 189V187L83 186V188H84L83 189L81 186V185H83L81 183V181H83L82 178L85 177L86 175H87L86 177L88 178V175L90 173L87 170L88 174L87 173L84 174L85 167L83 165L84 164L83 162L84 161H85V163L89 162L88 163V166H89V164L93 165L94 164L93 162H96V161L99 162ZM98 162H96V163H98ZM124 163L126 165H124ZM81 164L83 165V169L80 168V167H82ZM98 164H101V163L99 162ZM160 164H162V163L160 162L158 164V166ZM140 166H142V165H140ZM70 167L72 168V166H70ZM94 168H96L97 170H96V172L94 169H93V172L91 171L92 176L95 173H97L98 171L100 172L99 168L96 167V164H94ZM80 169H82V170H80ZM88 169H89V167H88ZM1 170H3V169L0 168V171ZM80 171H83V172H80ZM70 173H72V172H70ZM71 175H73V174H71ZM89 176H91V174ZM152 176H153V173H152ZM85 178H84V180H85ZM92 179H94V178H92ZM134 179H132V180L134 181ZM96 181L98 182V180H96ZM84 182H86V180ZM97 182L93 181V183H97ZM89 183H91V182H89ZM93 183H91V184H93ZM91 188H92V190H91ZM102 188H101V190H102ZM52 189H53V186H47L46 188H43L40 193H45V192L50 191ZM91 191L92 192L94 191L96 193L93 192L94 194H92ZM71 192H73V191H71ZM100 192L101 191H99V193H97V194H100ZM104 192H102V194H104ZM105 194H104V197H105ZM87 196H89L90 198L84 199ZM103 198H102V200H104V201H106L108 199L107 202L110 200L109 197H106V199H103ZM112 201H113V199H112ZM258 201H260V200L258 199ZM101 202H99V203L101 204ZM67 205H69V203ZM102 205L103 204H101V207H102ZM62 208H63V206L59 207V208H53V209L48 210V211H41V212H39V211L35 212V210L30 209L28 207L25 208L24 211L20 210V211H16V212L12 211V210H14V208L13 209L12 208L3 209L4 212H2L3 213L2 215H0V228H4L6 225L9 226V225L14 224L16 222L23 223L29 218H36V217L38 218L40 216L51 215V214L57 215L59 212H62ZM86 208H87V210H86ZM110 211H112V210H110ZM113 212H114V210H113ZM103 214H102V216H103ZM108 214H110V213H108ZM64 215H66V214H64ZM118 216L116 215V217H118ZM104 217H105V215H104ZM106 218H107V216H106ZM110 218L111 217L108 216V219H110ZM112 218H115V217H112ZM139 222H140V225H138ZM143 222H144V224H143ZM100 224H102V222ZM134 225L137 226L136 229H133V232H135V234L134 235L130 234L131 236L127 237L128 241L124 240V238L123 239L120 238L119 232L121 230L126 229L128 227L131 228ZM65 227H66V229H65ZM64 229L66 231L62 233L63 234V236H62L61 232ZM91 229H95V228H91ZM97 231H98V228H97ZM69 238L66 237L65 239L69 240ZM151 242H147V243L149 244ZM134 243L135 244L137 243V245H135ZM141 244H143V245H141ZM148 244H146L145 246H147ZM132 249H133V247H132ZM106 250H108V252H109L108 253L109 258L107 256V254L106 255L104 254V255L109 259V261H108V259L106 260L104 257V260L106 261V263H105L104 260H101V259H102V256H104V255H102V252H104ZM109 250H111V251H109ZM112 250L115 253L110 255V253L113 252ZM160 252L163 253V251H160ZM99 254H101V255L99 256ZM117 256L118 255H116V257ZM147 256H149V255H147ZM97 258H98V260H97ZM99 259H100V261H99ZM119 260H120V258L118 260L116 259V261H119ZM98 261H99V263H98ZM124 261H127V260H124ZM142 261H145V259L143 258ZM114 263H112V264H114ZM124 263H126V262H124ZM119 264H120V262H119Z\"/></svg>",
  "mask_w": 264,
  "mask_h": 264
},
{
  "label": "water",
  "instance_id": "obj_3",
  "mask_svg": "<svg viewBox=\"0 0 264 264\" xmlns=\"http://www.w3.org/2000/svg\"><path fill=\"white\" fill-rule=\"evenodd\" d=\"M226 148H228V144H226Z\"/></svg>",
  "mask_w": 264,
  "mask_h": 264
}]
</instances>
